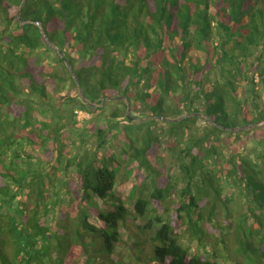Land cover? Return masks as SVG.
I'll return each mask as SVG.
<instances>
[{"label": "trees", "instance_id": "obj_1", "mask_svg": "<svg viewBox=\"0 0 264 264\" xmlns=\"http://www.w3.org/2000/svg\"><path fill=\"white\" fill-rule=\"evenodd\" d=\"M256 85L264 87V0H0V264H64L75 257L73 249L85 264H119L113 258L119 229L131 215L111 195L120 165L97 153L120 114L113 111L90 133L73 129L75 112L102 115L108 99L125 100L145 115L133 124L123 111L130 132L146 125L141 147L126 137L130 162L149 170L148 157L164 134L180 147L179 206L147 219L174 189L170 184L134 200L132 216L147 219L138 230L150 232V242L135 241L129 258L264 264V175L257 157L227 144L230 136L251 132L236 130L264 123ZM65 132L80 139L84 154L69 158L56 176ZM85 137L94 151L85 148ZM71 159L80 195L67 201L70 218L58 206ZM248 168L252 175L245 178L241 169ZM222 202L244 208L234 227L218 224ZM87 204L94 207L88 209L93 224L82 208ZM180 228L193 250L183 245Z\"/></svg>", "mask_w": 264, "mask_h": 264}, {"label": "rangeland", "instance_id": "obj_2", "mask_svg": "<svg viewBox=\"0 0 264 264\" xmlns=\"http://www.w3.org/2000/svg\"><path fill=\"white\" fill-rule=\"evenodd\" d=\"M255 81L257 80L255 79ZM69 87L70 86L68 82L65 85V90L62 94L63 96H65V94L69 91ZM254 90L258 93L260 99L263 101L261 104H264V87L256 85ZM70 94H72L73 96L76 95V93L74 92H70ZM114 101L115 100H108V104H105V108L103 105L104 111L102 115L94 114L93 116H89L85 112H75L73 119L75 122H77V124L74 126L73 129H76L82 132L83 134H86L88 131V133H90L91 130L94 129L95 125H100L102 124V122L105 123L106 120H110L108 119L110 114L118 109V113L120 114L119 118L114 120L116 123H118L117 130L113 129L110 131V134L106 141V145L104 146L105 149L103 148V151L101 150L97 153L99 156L102 157L107 156L109 154L113 155L114 159L120 165L119 172L116 176V185L113 191L111 192V195L115 198H120L131 215L126 222V226L119 229L120 239L119 243L115 247V255L113 256V258L117 257L119 264H142L139 263V261L135 262V259L129 258V249L135 241H141L142 246H146L145 244L150 242V232L145 235H142L139 232L138 228H142L147 219L154 220L155 214L171 215L174 209L179 206V203L181 201L180 191L183 186V183L181 181L182 175L178 169V151L180 147L171 146L169 138L166 134H164L161 137L160 144L153 146V149L148 157L149 170L145 167H139L138 162H130V159H128V154L131 151L128 145L126 144V137H128V140L133 143L132 147H141L142 145L140 140L145 135L146 125H142L139 127V129L136 128L130 132L127 128L128 122L125 121L124 114H128L129 117H131L130 121L133 124H138L139 122H142L141 120H144L145 115L142 111V113L139 111H134L129 105V103L125 100H123V104H119ZM57 104L58 103L56 102V105ZM197 125L201 128V130L203 129L204 125L202 121H198ZM263 125L264 123H258L256 125V128L254 126H248L236 130L242 132L244 130L246 131L247 129H251V132L241 133L240 135L236 136L237 138H234V136H230L227 139V144L230 143V148H232V151H235L236 153L244 152L243 154H246L249 157H257V163L259 164L264 175V158L261 157V155L264 153V147L257 146V140L264 139ZM167 128V126H163V130L166 131ZM201 130L200 132H198L199 134L201 133ZM155 133H157V130H155ZM63 138V141L66 146L60 148V151L62 153V159L61 162H59L57 165L58 171L56 173V176H60L61 170L65 166L69 158H73L77 155L81 156L84 154L83 146H81V144H78L80 139H77L71 134L68 135L67 132H65ZM85 139H87V144L84 143L85 148L94 151V143H91V140L86 137ZM71 142H73L74 144H71ZM88 143H90V145ZM218 152L222 153L223 157H228L229 155V152L225 147H219ZM123 153H125V155ZM52 163V165L57 164L56 161H52ZM221 163L222 165H224V161ZM249 165L252 169H257L252 161L249 162ZM251 168L247 169L248 172L245 169H241L242 175H244L245 178H247L248 175H252ZM67 169V172L64 173V179L67 182V186L65 190L62 191V201L58 206V210H61L63 213L68 214V216L71 218L72 216L68 213L69 204H67V201L71 199L72 203L74 204L75 202L79 201V196L76 194V192L80 195V192L76 189L74 184V181L76 180V168L72 159L70 160V165ZM263 175L260 177H263ZM167 184L172 185L174 189L171 190L169 195L164 200L156 203V205L153 206V209L150 211L148 218L143 221L134 219V217L132 216L134 200L138 196L148 198L151 192L153 191L154 187H163ZM224 193H228V190ZM243 194H246V192L241 191L238 194L239 199L242 198L241 195ZM207 198L209 199V197ZM82 208H84L83 211L87 216L88 223L93 224V215L88 209L94 207L91 204H87L86 206H82ZM217 208V213H219L217 216L218 224L223 226L230 221L232 227H234L236 224L238 214H240L244 210L243 206L240 207L239 204L237 205V203L229 205L224 202L218 203ZM57 213L58 212L54 214V218H57L59 216V213L58 216ZM179 231L182 232V228H180ZM209 233L210 237H214V239L216 240L219 239L217 232ZM187 238V235L182 232L181 241L183 245L186 247H192L191 249L193 250L196 244L195 242L188 241ZM222 248V245L218 246V252H221V254ZM228 249L230 251L232 250L230 243H228ZM199 251L203 253L202 248H199ZM72 254L75 257L66 258L64 264H85L83 257H80V255L74 249ZM227 260L228 259L219 257L218 261L220 264H224L223 262H226Z\"/></svg>", "mask_w": 264, "mask_h": 264}, {"label": "water", "instance_id": "obj_3", "mask_svg": "<svg viewBox=\"0 0 264 264\" xmlns=\"http://www.w3.org/2000/svg\"><path fill=\"white\" fill-rule=\"evenodd\" d=\"M49 46H50L51 49L55 50L56 53H57L58 55H60V52L57 51L56 48H54L52 45H49ZM65 65H66L67 69L71 72L70 66L68 65L67 62H65ZM72 77L74 78L73 74H72ZM74 81H75V83H76V85H77V87H78V91H79L81 97L84 98V97H83V94H82V92H81V90H80V88H79V86H78V82L75 80V78H74ZM119 99H122V98H119ZM108 100H110V99H108ZM127 110H128V109H127ZM126 116H127L128 118H130L128 114H126ZM171 121H172V120H171ZM174 121H176V120H174Z\"/></svg>", "mask_w": 264, "mask_h": 264}]
</instances>
